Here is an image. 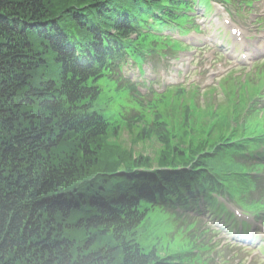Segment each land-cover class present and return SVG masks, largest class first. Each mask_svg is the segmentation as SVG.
Returning <instances> with one entry per match:
<instances>
[{
	"label": "trees",
	"instance_id": "1",
	"mask_svg": "<svg viewBox=\"0 0 264 264\" xmlns=\"http://www.w3.org/2000/svg\"><path fill=\"white\" fill-rule=\"evenodd\" d=\"M187 4L0 0V264H206L192 254V227L159 231L145 247L147 218L194 209L201 195L215 206L213 192L238 197L235 182L254 192L258 143L224 136L195 146L160 123L127 122L135 142L159 143L155 162L114 142L117 127L97 106L109 88L131 92L124 67L159 51L167 41L157 30L187 22ZM217 161L230 173L205 174ZM176 237L186 243L164 252Z\"/></svg>",
	"mask_w": 264,
	"mask_h": 264
},
{
	"label": "rangeland",
	"instance_id": "2",
	"mask_svg": "<svg viewBox=\"0 0 264 264\" xmlns=\"http://www.w3.org/2000/svg\"><path fill=\"white\" fill-rule=\"evenodd\" d=\"M238 6L239 4L236 3L235 7H229L231 10L228 12L226 9L228 6L217 5L218 12L215 11L210 15V17H215L214 20H204L199 17L198 23L201 24V32H193L190 36L182 38V40H185L186 43L192 45V47L184 52L176 53L179 60H172L171 56H161L163 59H152L142 66V75L138 74L135 65L126 70L128 75H132V77H134L133 79L139 81L140 90L143 92L141 94H147L142 100L144 102L149 101L151 97L152 99L157 98V93L153 94V90L161 92L167 86L172 84L184 85L187 88H189L190 85H193V88L198 89V94H196V97L192 102L203 112L204 123L202 124V130H198V132L201 133L198 136L192 137V142L194 144H198L206 138H208L209 141H213L221 134L227 133V128L224 126L227 115L226 108L220 107V109L214 110V107L216 106L214 105L215 103H213L217 102L219 99V101L224 100L222 95L219 94L223 92L218 89V82L221 72L226 70L227 67L231 65L230 60L234 59V44L232 43L227 50H224L222 47L224 46V41L229 39L230 35L222 25L221 15L223 14L225 17H229L231 14V17L237 22V24L242 26L243 30H248L250 34L256 32L258 37H262V34H264V25H256L255 22L256 19H264V0H259L258 2L255 0L253 7L251 8H238ZM217 14V17L219 18L218 23H216V21H218V19H216ZM240 51L241 50L237 51L235 55L236 57H239ZM248 69L249 68L243 66H237L236 69L231 71L236 73V75H240L241 73L248 71ZM262 69L264 71V66H262ZM101 84L108 87L110 82H108V79H104L101 81ZM215 86H217V90L214 92L215 94L210 96L209 92L206 91L208 88ZM210 103H213L212 106ZM259 103L260 106L264 105V98L260 99ZM177 110L179 109L177 108ZM243 110L244 109L241 111ZM164 111L167 113L166 108ZM168 113L171 117L170 109H168ZM132 115H134L133 112ZM127 116L131 117L129 114H127ZM174 116L176 119H182L179 117L180 112L175 111L173 113V117ZM153 118L154 115L151 116L150 121H152ZM146 123L148 125L150 122ZM188 124L189 123H187L186 126H189ZM258 124L264 126V115L262 116V112L254 113L250 129H255L256 131L264 130V128L258 127ZM143 126L144 121H142V127ZM133 133V131L129 132L127 125H124L123 128L117 130V133L114 134L115 137L112 140L117 144L124 146L127 150L132 148L136 155L149 154L156 162L158 159L156 155V146L159 145V143L153 139L147 141L137 139L135 142L136 138L133 136ZM226 205L230 206L231 204L227 203ZM233 208L234 211L240 212L238 207L234 206ZM238 216L246 218L241 214H238ZM200 218L207 223V225L203 226L215 230V235H218L219 237H216V239H220L222 245L223 242H227L220 254L211 250L212 252L210 255L217 261V264H264V227L259 226V232L256 234L254 243H249L246 241L242 242L233 240L234 236L231 235L228 228L222 224L215 225L214 219H210L207 216H201ZM208 219L212 221H209ZM250 222V230L253 233L255 232V227L261 225V222L259 220L255 222L252 219H250ZM233 223L237 229H240L241 226L237 221H234ZM203 234L204 233H202V235ZM246 238H250V234L248 237L246 236ZM258 243H260L259 246ZM257 247H259L260 250H258ZM255 251L260 252V257L255 254Z\"/></svg>",
	"mask_w": 264,
	"mask_h": 264
}]
</instances>
